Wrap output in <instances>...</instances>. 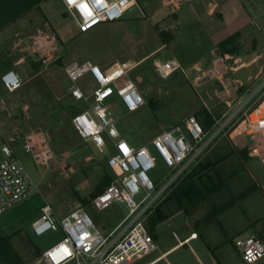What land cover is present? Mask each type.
Here are the masks:
<instances>
[{
  "label": "crops",
  "instance_id": "0c3cea01",
  "mask_svg": "<svg viewBox=\"0 0 264 264\" xmlns=\"http://www.w3.org/2000/svg\"><path fill=\"white\" fill-rule=\"evenodd\" d=\"M56 1L64 9L63 2ZM135 1L146 13L150 12L152 18L149 21L154 27L170 33L172 40L165 44L160 38V45L150 53L139 59L123 61L132 67L128 78L144 93L154 90L155 96L152 98L159 105L155 112L163 113L164 118L173 121L165 128L182 123L191 113L201 109L209 113L213 126L206 133L208 142L212 139V143L189 166L190 172L207 157L217 162L231 152L232 155L208 172V177L203 178V186L208 192H213L207 194L201 204L186 212L177 210L175 201L169 202L165 210L173 213L165 221L158 224L147 221L156 247L129 264H245L239 243L253 234L264 241V161L251 155V138L244 133L243 125L247 114L256 109L264 112V0H188L175 13L168 10L165 0ZM42 2L0 0V162L4 160V144L12 147L17 160L25 163L28 159L22 141L33 125L26 122L32 114H50L52 102L57 104L58 112L62 111L63 106H71L70 102H74L69 94L70 81L64 69L68 64L63 63V54L59 55L57 64L49 71L42 68L31 50L32 37L40 30L38 27L34 29L33 13ZM47 25L46 28L49 27ZM105 25L108 24L101 26ZM235 35L239 37L236 44L229 47L231 52L223 51L220 44ZM59 45L62 52V39ZM219 53L229 54L234 59L235 69L230 79L233 83H241L229 104L220 98L221 88L216 81L202 78L213 57ZM164 59H176L181 63L183 70L180 74L188 79L197 97L193 93L183 92V77L171 85L159 83L154 63ZM59 62L63 64L62 67ZM116 63L120 62H113L110 66L105 63L97 65L108 72ZM9 70L15 71L23 80L21 89L14 93H8L1 83V76ZM55 73L59 77L62 75L64 80L60 90L56 86ZM170 78L161 80L166 82ZM81 86L90 94L94 87L92 77H84ZM148 98L151 99L146 96ZM116 99L120 98L115 93L108 101L117 104ZM194 102L198 104V109ZM73 105L85 108L81 102L75 101ZM143 107L149 108L148 103ZM138 111H127L126 116ZM63 112L67 117L68 110L63 109ZM19 115L20 122L17 121ZM155 120L159 118L155 116ZM227 122L235 127L230 135L222 132ZM148 124L149 121L144 119L136 122L135 128L148 129ZM68 125L73 130L71 117L68 118ZM36 128L40 129L38 126ZM122 138L131 146L139 148L150 145L155 136L150 135L141 146L132 145L126 137ZM234 163L237 168L231 169ZM217 184L224 186L217 187ZM53 193L48 191L41 195L35 191L27 200L0 217V264H30L63 238L61 231L60 239L42 249L36 238L39 236L33 232V224L41 218L43 206L50 205L57 219L69 213L63 214L59 202L54 204L51 201ZM236 199L231 207L223 209ZM114 206L121 208V205ZM123 220L112 230L105 231V234L116 230ZM125 228L122 226L120 230ZM193 234L198 236L191 239Z\"/></svg>",
  "mask_w": 264,
  "mask_h": 264
},
{
  "label": "built area",
  "instance_id": "2783aa9c",
  "mask_svg": "<svg viewBox=\"0 0 264 264\" xmlns=\"http://www.w3.org/2000/svg\"><path fill=\"white\" fill-rule=\"evenodd\" d=\"M61 1L67 13L75 19L81 34L103 24L121 21L136 5L135 0ZM187 1L165 0V4L171 13H175ZM31 50L42 68H49L59 59L60 45L52 32L40 29L32 37ZM154 68L162 80L183 70L176 59L157 60ZM131 69L130 64L116 63L105 72L90 60L73 61L65 66L71 84L69 94L85 105L82 112L73 116V127L79 137L92 142L100 153L109 150L107 165L114 174L110 186L94 198L92 206L97 211H105L123 203L128 210L127 216L116 230L104 234L96 229L92 216L84 208H75L57 219L53 208L47 204L41 209V218L33 224V232L36 236H43L51 231H62L63 238L30 264H129L136 257L151 252L156 244L146 225L149 217L171 196L189 174V166L211 145L212 139L208 142L207 133L194 114L182 123L163 128L150 145L135 148L122 138L106 103L116 93L130 113L146 105L144 96L128 78ZM234 69V59L229 54L219 53L202 74L203 79L219 84L220 98L227 104L241 85L230 79ZM87 75L94 83L90 94L81 86V80ZM1 83L8 93L17 92L23 86L22 78L13 70L1 76ZM244 122V133L251 138V155L264 161V112L256 109L245 116ZM228 126L234 127L230 122L226 123L225 129ZM22 145L25 154L38 167L49 166L55 159L50 136L41 129L30 128ZM2 151L0 217L31 197L36 187L24 163L15 158L12 147L4 144ZM159 160L168 168V175L161 181H154L150 172ZM142 193L144 196L138 202ZM124 225L126 228L120 230ZM197 236L193 234L191 239ZM239 246L245 264H264V241L259 236L253 234Z\"/></svg>",
  "mask_w": 264,
  "mask_h": 264
},
{
  "label": "rangeland",
  "instance_id": "374dc122",
  "mask_svg": "<svg viewBox=\"0 0 264 264\" xmlns=\"http://www.w3.org/2000/svg\"><path fill=\"white\" fill-rule=\"evenodd\" d=\"M64 9L59 1L43 0L42 4L36 7L33 13L35 18L34 29L38 27L61 37L64 46H61L62 52L60 51L59 55L63 54L62 60L64 64H69L73 61L90 60L96 64L105 63L107 66H110L116 61L122 63L130 59H139L160 45V36L155 30L154 25L149 21L152 18L150 12L147 11L146 13L139 4H136L128 11L121 21L99 26L87 34L79 33V35L77 34L78 26L75 19L67 13L65 7ZM46 23L49 25L47 28L45 27ZM52 66L47 68V70L51 71ZM60 71L63 72L62 69ZM55 76L56 86L60 90L64 85L63 77L62 75L59 77V74L56 73ZM181 77L182 75L178 72L166 82L160 79L158 81L160 84L171 85L182 80ZM188 83V80L183 79V92L187 94H190V91L196 93L192 87L187 85ZM136 86L144 98L146 96H155L154 90L144 93L137 84ZM116 102L117 104H113L108 101L106 105L113 113L117 128L122 137H126L132 145L141 146L150 138V135L151 137L156 136L165 126L167 127L173 122L167 117L164 118L163 115L165 114L160 112L152 113L146 107H142L133 115L126 116L127 111L122 106L120 99H116ZM52 105L50 114L35 112L26 122L34 125L30 128L38 126L49 133L51 141L55 145L53 146L56 154L55 159L49 167H38L28 157L24 165L35 183L36 187L33 189V192L39 191L42 195L43 192L54 191L51 201L54 204L59 202V205L63 207V214H67L81 205L79 197L90 198V194L94 191L95 186L101 183L106 174V166L103 160L106 159L109 150H106V153L102 154L93 143H87L86 140L79 137L73 126V130L69 128L68 118L65 116L64 118L59 117L57 104L52 102ZM194 106L198 109L197 103L194 102ZM35 109L37 110V107ZM169 109L172 110L173 108L169 107ZM193 114L195 113H191V115ZM155 116L159 120H155ZM151 118L153 122H150ZM144 119L149 121L148 125L150 126L148 129H136L135 123L142 122ZM17 121L20 122V115ZM243 125L245 126L244 120ZM234 130L235 127L231 128V126H228L225 132H227V135H230ZM234 168H237L235 163L231 164V169ZM167 175L168 168L160 160L150 172V176L154 181H161ZM106 177L111 176L109 174ZM143 194L137 198L138 202L143 198ZM116 205H121V208L113 206L105 211L93 209L89 212L95 222L96 229L104 234L105 231L115 228L128 214L125 204L119 203ZM61 237V231H51L36 238L40 247L46 249Z\"/></svg>",
  "mask_w": 264,
  "mask_h": 264
},
{
  "label": "trees",
  "instance_id": "16d2710c",
  "mask_svg": "<svg viewBox=\"0 0 264 264\" xmlns=\"http://www.w3.org/2000/svg\"><path fill=\"white\" fill-rule=\"evenodd\" d=\"M155 30L158 32V35L160 36L161 40L165 44H169L171 42L172 36L170 33L161 32L158 30V27H155ZM238 37H239V35H235L233 38H230V39L224 41L223 43L220 44V48L225 52H231L229 50V47L234 46L236 44V40ZM57 40L61 41L59 36L57 37ZM58 64L61 67L63 65L62 63L60 64V62ZM183 79H186V78L183 77ZM186 80H188V79H186ZM187 85L190 86L189 83ZM70 86H71V84H70ZM190 93H192V92L190 91ZM193 94L195 97H197L196 93H193ZM145 101H146V103H148V107L151 111L155 112L158 109L159 105H157L156 102H154V99L152 97H151V99L145 98ZM74 102H75V100H74ZM74 102L73 101L70 102L71 106H68V107L63 106L64 110L65 109L68 110L67 118L71 117V123H72L73 116L79 112H82L85 109V108L75 107L73 105ZM63 109H62V111L60 110V112H58V115L61 118H64V116H65ZM194 115L198 118V120L202 124L205 132H208L211 129V127L213 126L209 113L205 109H201L199 112L195 113ZM52 144H53V146H55L53 142H52ZM230 155H232V152L229 153L225 158L220 159L217 162L211 161L210 158H208V157L205 158L204 161L200 162L199 165L196 166L187 175V177L177 187V189H175V191L171 194V196L168 197L164 203H162L159 207L156 208L154 213L149 217L148 223L153 222L154 224H158V223L165 221L169 217V215H171L173 213V211H171V210H168V211L165 210V206L167 207V204L169 202L175 201L177 203V210H184L186 212H187V209L201 204L205 200V197L207 196V194L210 195L213 192V191L208 192V190L203 186V178L208 177V172L215 169V167L219 166ZM104 164L106 166L105 167L106 174L104 175L101 183H99L95 186L94 191L90 194V198H80L79 197V201L82 205V208H84L88 212H90V210L94 209L92 206V201L94 200V198H96L106 188H108L113 181L114 174H113V171L111 170V168H109V166L107 165V159L104 160ZM109 174L111 177H106V176H109ZM220 186H224V185L217 184V187H220ZM237 200L238 199H236L235 201H233L231 203L226 204L223 207V209L226 210L227 208L231 207L233 205V203L236 202Z\"/></svg>",
  "mask_w": 264,
  "mask_h": 264
}]
</instances>
